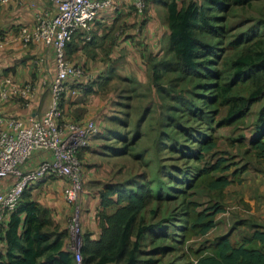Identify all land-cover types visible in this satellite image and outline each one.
<instances>
[{
    "label": "trees",
    "instance_id": "16d2710c",
    "mask_svg": "<svg viewBox=\"0 0 264 264\" xmlns=\"http://www.w3.org/2000/svg\"><path fill=\"white\" fill-rule=\"evenodd\" d=\"M253 1L187 0L179 3L178 0H163L162 18L168 28L166 42L161 45L164 53L161 52V56L147 53L144 57L150 67L151 85L165 90L167 98L171 99L163 102L165 115L157 124L159 130L154 155L165 151L166 146L162 143L166 139L171 141L167 147L178 153L181 159L202 162L206 154H213L217 148L214 126L238 128L243 125L252 106L261 102L248 136H239L242 142L244 139L247 142L242 154H251L249 159L252 162L246 158L232 172L233 178L229 179L225 172L232 162L227 163L224 157H218L205 167L196 166L194 171L189 167L178 168L160 162L161 157H158L155 176L166 174L164 176L174 183L167 185L166 190L175 194L164 190L160 186V179L149 178L146 173L104 183L99 190L97 217L100 231L97 238H91L89 232L82 231L80 217L82 264H174L163 261V258L178 243L203 235L214 226L216 214L224 211L225 187L231 182L240 181V175L249 166L258 171L264 169V19L257 18L255 24L236 34L231 30L234 21L229 18L235 8H249ZM129 8L135 12L132 3ZM117 17L114 16L109 31L103 35H98L97 28L94 29L96 19L89 40L84 39L83 32L74 34L66 44V55L71 57L77 49L95 43L98 37L107 45L105 52H110L116 38L109 35L119 27H116ZM235 25L237 27L238 22ZM107 38H111L109 43L106 42ZM168 72L174 73L169 80L178 82L179 88L175 87L176 84H171L170 89L160 84L161 78ZM93 85L95 82L83 91L94 92ZM123 97L126 99L129 96L125 94ZM122 103L126 109L127 103ZM147 111L148 107L145 106L137 123ZM123 113L126 116L127 111ZM185 115L186 119L181 120ZM109 122L111 126L102 127L98 119L96 121L99 130L92 137L103 140L98 147L99 153L104 156L102 153L106 149L112 151V155L130 153L139 137L136 128L128 139L126 132L121 135L112 126L113 123L128 126L118 114L110 115ZM192 122L193 125H189ZM110 138L118 139L121 145L107 144ZM78 154L80 157V151ZM132 155L139 157L135 153ZM80 160L84 175V164ZM170 167L174 172H168ZM52 178L58 179L49 176L36 180L23 191L17 207L2 227L6 250L0 253V264L76 263L74 252L66 247L67 227L59 231L50 218L48 208L32 198L36 185ZM200 186L208 192L217 193L204 209L197 210L196 203L182 201L184 206L176 218L172 217L175 213L170 214L173 220L168 224H164L165 219L151 223L145 220L143 212L151 202L176 199L174 197L183 196L187 190ZM110 206H114V209L108 212ZM157 209V205L150 208L152 217L157 214ZM238 224L234 223L226 233L209 242V251L196 250L195 261L191 264H264V226L256 225L253 232L242 235L235 243L230 236ZM145 243L149 248H143Z\"/></svg>",
    "mask_w": 264,
    "mask_h": 264
},
{
    "label": "crops",
    "instance_id": "0c3cea01",
    "mask_svg": "<svg viewBox=\"0 0 264 264\" xmlns=\"http://www.w3.org/2000/svg\"><path fill=\"white\" fill-rule=\"evenodd\" d=\"M152 1V2H151ZM149 7L146 11L145 16L139 19L135 15L133 20L132 16L124 14L123 20L120 21L122 24L125 21H129L134 28L127 34L120 35L122 33V26L116 23V29L109 35L115 37V43L111 46H121L129 42L126 40L132 35L131 39L143 40V44L151 48L148 53H157V47L159 44L166 42L168 28L163 21L164 8L163 0H151ZM187 0H178L179 3ZM130 0H115L114 4L101 10L96 18L94 29L97 28L98 35L108 32L112 21L114 19V10L121 13L126 12L130 9ZM53 9L52 2L50 0H0V33L10 41L9 44L0 48V80L3 76H11L17 82L32 81L36 85V92L31 99L28 106L20 104L17 99L11 100L4 105H0V113L8 114L11 116H18L22 119H26L29 115H40L49 103V91L47 87L42 84V79L47 80L54 73V64L52 59L51 51L44 45L42 41H34L27 47L23 46L21 42L14 39L20 26H30L34 23V11L35 10H47ZM148 15V16H147ZM111 17V19H110ZM109 21V23H107ZM109 27L107 28V26ZM125 38V40H123ZM108 39V38H107ZM95 43L90 44L86 48H79L72 54L77 57V60H81V64L92 63L93 60L87 53L92 52L93 55L98 57L101 54L105 45L101 41L100 37L96 38ZM119 42V44H117ZM131 43V42H130ZM133 45V43H132ZM137 48L136 45H134ZM161 47V46H160ZM139 55L143 58L146 54L143 53L141 48L138 50ZM109 52H107L108 54ZM111 53V52H110ZM108 54L109 57L112 54ZM91 54V56H92ZM101 70H107V77L115 75L119 72L118 67L112 66L108 68V63L98 62ZM110 73H113L110 75ZM115 73V74H114ZM68 90L63 95L60 106L63 111V117L65 120H86L88 118H95V120L102 127L110 126V115L109 109H114L111 105L106 102L108 98L100 100L93 98L94 92H86L80 90V87L74 84L72 80L67 81ZM96 90V89H94ZM88 99V102H87ZM110 111V110H109ZM103 114H105L103 116ZM97 117V118H96ZM94 140V139H93ZM92 140V142H93ZM90 143L80 151V157L83 161L84 166V186L83 193L81 194L82 214L81 224L82 231L89 232L91 238H97L99 235V219L97 217L98 207L100 203L99 190L102 188L104 183L109 181H115L110 179L112 175V167L106 164L104 160L100 158H91L94 154L89 149H93V143ZM95 143V142H94ZM95 146V145H94ZM89 147V148H88ZM98 148V147H97ZM97 148L94 151L97 155L102 156ZM42 152H36L32 158V164H37L41 159ZM44 182V191H47V195L51 198V201H57L59 199L60 211L55 209L53 212L51 209L48 211L51 214L53 221L54 217H61L63 213L70 211V205L65 201L62 195L63 185L65 181L63 178H58L51 184ZM57 196V199H53ZM41 201L42 206L50 207L49 198ZM225 202L229 206L230 213L227 211H221L216 214L214 219V226L208 230L205 234L212 232L213 238L226 233L234 223L239 222L238 228L245 234L253 232L256 225L264 226V169L256 170L255 168H248L240 175V181H234L229 183L225 188L224 195ZM114 206L108 207L107 211H113ZM54 214V215H53ZM11 213L5 217V224H7ZM246 231V232H245ZM3 233V232H2ZM231 234L230 239L232 242H237ZM241 233V232H240ZM68 239H66L67 242ZM6 250V240L4 236L0 237V253Z\"/></svg>",
    "mask_w": 264,
    "mask_h": 264
},
{
    "label": "built area",
    "instance_id": "2783aa9c",
    "mask_svg": "<svg viewBox=\"0 0 264 264\" xmlns=\"http://www.w3.org/2000/svg\"><path fill=\"white\" fill-rule=\"evenodd\" d=\"M50 1L51 11L35 10L34 23L20 26L14 36L25 47L34 41H42L51 51L54 73L48 80H41L49 91V103L40 115H29L24 120L0 113V237L6 215L17 207L28 184L49 176L63 178L62 195L71 212L66 247L74 252L76 263L81 264L84 176L78 153L99 129L93 118L65 120L63 117L60 103L68 90L67 81L72 80L81 88L92 79L91 73L67 58L65 49L67 42L78 32H83L84 39L89 40L98 13L109 8L115 0ZM150 1L130 0L139 19ZM9 42L0 33V48ZM35 92L36 85L32 81L20 83L4 76L0 80V105L17 99L28 106ZM36 152H42V157L37 164H32Z\"/></svg>",
    "mask_w": 264,
    "mask_h": 264
},
{
    "label": "rangeland",
    "instance_id": "374dc122",
    "mask_svg": "<svg viewBox=\"0 0 264 264\" xmlns=\"http://www.w3.org/2000/svg\"><path fill=\"white\" fill-rule=\"evenodd\" d=\"M156 2V0H154ZM152 2V1H151ZM149 7V6H148ZM117 11V10H116ZM118 12V11H117ZM114 12V16H118V24H120V21L123 20L124 14L128 16H132L133 20L135 19V12L133 9H128L124 13ZM117 14V15H116ZM135 15V16H134ZM145 15L142 16V18ZM148 16V15H147ZM137 17V16H136ZM263 18L264 19V0H254L252 2V6L249 8H242L238 7L235 8L234 11L231 13L230 17L231 21H234V25L231 28L233 30V33H238L240 30H246L249 26L256 23L257 18ZM255 18V19H254ZM111 19V17H110ZM238 24L237 27H235V24ZM109 23V21H107ZM122 33L120 35L127 34L131 32L132 28H134L130 24L129 21H125L122 24ZM109 25L107 26V28ZM235 27V28H234ZM130 37V40L126 38L129 42L127 43L128 46L125 44H121V46H114V48H110V54H112L111 57L108 56V54L105 52V49L107 48V45H105V48L101 51V54L96 57V55H93L92 52L87 53L93 60H90L92 63L82 65L81 60H77V57L75 55L67 58L76 64L81 65L85 72L87 71L88 74L91 73L92 79H89L84 84V87L80 88V90H85L88 86L92 85L95 82V85H93L94 95L93 98H98L100 100L106 99L107 104L111 105L114 109H109L106 111L107 113L113 115L118 114L120 116V119L123 120L125 123H128L127 127H122L121 125L112 124L118 132H120L121 135H123L124 132H126L127 138L130 139L132 137V134L135 131V128L137 130V133L139 135L138 140L135 141V144L132 146V149L130 153L128 154H122V155H112V151L105 150L104 153H102L104 157H101L97 155V152L94 151V148L101 146L103 143V140L94 137L90 138V143L93 140V149H89L94 154L91 158L104 160L106 164L112 167V175L110 176V179L114 180H124L127 178H130L131 176L140 175L142 173H146L149 178H157L162 181V184L160 183V186L164 190H166L167 185L174 184L172 183L168 176H164L166 174L161 173L159 177L155 176L154 168L157 164L158 157H161L160 162H165L166 164H170L172 166H176L178 168H184L189 167L194 171L196 166H202L205 167L210 164V162H214L218 157H224L227 159V163H231L232 165L230 168L225 172L227 174L229 179L233 178L232 172L236 169V167L243 164L246 160V158H250L252 155H243L242 153L245 151L247 147V142L244 139V142H242L239 138L241 135L248 136V131L250 129V126L254 122L256 111L260 107V103H255L250 112L247 114L243 125L236 128L235 126H223L220 128H215L214 126V133L215 136H217V148L214 150L213 154H206L205 159L202 162H195V161H188L183 160L180 157H178V153L170 150L169 144L171 141H168L166 139H163V145L166 146V149L162 153H157L154 155L155 152V140L157 137V133L159 130V127L157 126L158 121H162L165 115V112L163 111V102H169L171 101L170 98H167V93L165 90H161L160 87H153L151 85L150 81V67L145 62V59L139 55V48L143 51L144 54H147L149 50L151 49L148 46L144 45L143 40L139 39H131L132 35H128ZM125 40V38L123 39ZM111 38H108L106 42H110ZM131 42V43H130ZM227 42V41H226ZM133 43V45H132ZM114 44V43H113ZM119 44V42H117ZM134 45L137 46V48L134 47ZM161 44L157 47L158 51L157 53L161 52ZM164 45L162 46L163 49ZM228 47V46H227ZM230 50L231 48L228 47ZM164 53V51L162 52ZM162 53L159 55L161 56ZM92 54V56H91ZM103 62L108 63V68H111L112 66L118 67L119 72H117L115 75H111L113 73H110L111 76L107 77L105 74H108L106 72L107 70H101L97 63ZM221 62V61H220ZM174 73L168 72L166 76H163L160 80V84H164L165 88L170 89L171 84H176L175 87L179 88L180 84L176 81H170L169 78L173 76ZM127 94L129 97L124 99L123 95ZM122 96V97H121ZM167 98V99H166ZM88 102V99H87ZM121 102H126L127 107L126 109L123 107V103L121 105ZM174 102V101H172ZM20 104H22L21 101H19ZM175 103V102H174ZM147 106L148 111L143 119H141L138 123L137 120L139 119V116L143 110V108ZM124 110V111H123ZM127 111L126 116H124L123 112ZM123 113V114H122ZM105 114H103L104 116ZM187 115H185L181 120H185ZM94 119V118H93ZM122 123V121H121ZM111 124V123H110ZM189 125H193L192 123H189ZM111 126V125H110ZM95 142V143H94ZM107 144H112L116 146H120L121 143L118 139L110 138V141H106ZM89 148V147H88ZM98 150V148H97ZM100 152V151H99ZM138 154V158H135L132 154ZM79 157V154H78ZM98 157V158H97ZM79 159H81L79 157ZM252 162V159H249ZM252 166H249L251 168ZM168 172H174L173 167L168 168ZM217 175V174H216ZM56 179L52 178L47 181L46 184H51L52 182H55ZM44 182L40 181L36 188L33 190L32 198L36 200L41 205H44L41 203V201H44L49 198V205L48 209H51L53 212H55V209L60 211L61 207L59 205V199L57 201L53 202L51 201V198L47 195V191H44ZM155 184H153V187ZM85 188V186H84ZM226 188V187H225ZM167 191V190H166ZM170 194H175L174 191L168 190ZM167 191V192H168ZM165 194V193H162ZM217 195V193L208 192L204 187H196L194 189H189L186 192L183 193V196L174 197L176 199H171L169 201L161 200L159 201H153L150 203V205L147 207V209L144 210L143 216L147 223L156 222L162 219H165L164 224H168V221L173 220V218H176L177 214L181 210V208L184 206V203L193 202L196 203V209L201 210L204 209L207 204H209L210 200H213V197ZM223 195H225V189L223 191ZM213 196V197H212ZM58 197L55 196L53 199H57ZM184 201L183 204L181 202ZM48 202V201H47ZM225 202V199H224ZM156 205L158 206L157 214H155V217H152V214L149 212L150 208H155ZM224 211L231 212L229 209V206H227L226 202L224 203ZM173 218H171L170 214ZM50 218L51 214L49 212ZM54 215V214H53ZM70 216V211L67 213H63L61 217H54L53 222L54 225L58 228L59 231L65 230L68 225V220ZM179 222V221H178ZM53 228V224L49 227ZM178 232V230L176 229ZM233 238L235 241L238 240L239 236L243 233V231L239 230L238 225H236V229L233 230ZM232 232V233H233ZM241 232V233H240ZM246 232V231H245ZM212 232H209L207 234L203 235H197L193 236L191 239L187 240L184 243H178L176 247L167 254L163 261H170L174 264H191L195 261L196 258V250H202V251H209L208 248L209 242H211L214 238L211 237ZM232 241V240H231ZM143 248L147 249L149 248L148 243H145ZM77 264V263H75ZM82 264V263H81Z\"/></svg>",
    "mask_w": 264,
    "mask_h": 264
}]
</instances>
